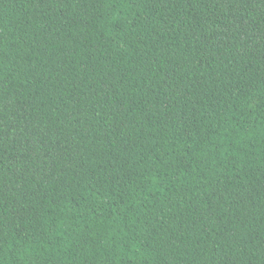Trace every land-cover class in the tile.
I'll list each match as a JSON object with an SVG mask.
<instances>
[{"label":"trees","instance_id":"trees-1","mask_svg":"<svg viewBox=\"0 0 264 264\" xmlns=\"http://www.w3.org/2000/svg\"><path fill=\"white\" fill-rule=\"evenodd\" d=\"M0 264H264V0H0Z\"/></svg>","mask_w":264,"mask_h":264}]
</instances>
